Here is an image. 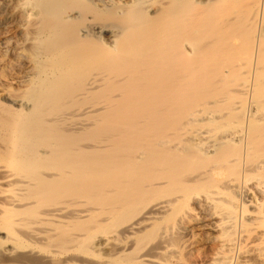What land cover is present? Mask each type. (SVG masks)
I'll return each instance as SVG.
<instances>
[{
	"label": "bare ground",
	"instance_id": "1",
	"mask_svg": "<svg viewBox=\"0 0 264 264\" xmlns=\"http://www.w3.org/2000/svg\"><path fill=\"white\" fill-rule=\"evenodd\" d=\"M0 264H264V0H0Z\"/></svg>",
	"mask_w": 264,
	"mask_h": 264
}]
</instances>
